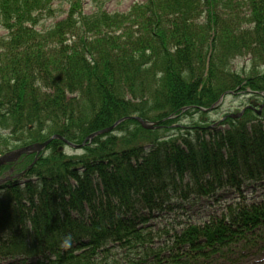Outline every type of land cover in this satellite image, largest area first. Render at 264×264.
Wrapping results in <instances>:
<instances>
[{
  "label": "trees",
  "instance_id": "trees-1",
  "mask_svg": "<svg viewBox=\"0 0 264 264\" xmlns=\"http://www.w3.org/2000/svg\"><path fill=\"white\" fill-rule=\"evenodd\" d=\"M100 1L0 0V154L54 134L81 143L128 116L169 125L223 94L264 93V0H146L123 13ZM57 2L65 17L40 28ZM249 114L217 136L196 125L166 140L126 119L81 155L55 140L35 162L0 166V176L13 168L0 185V264H184L246 239L264 227V200L156 234L152 219L182 216L215 186L241 194L243 180L264 179V124ZM156 236L166 250L152 248Z\"/></svg>",
  "mask_w": 264,
  "mask_h": 264
},
{
  "label": "rangeland",
  "instance_id": "rangeland-1",
  "mask_svg": "<svg viewBox=\"0 0 264 264\" xmlns=\"http://www.w3.org/2000/svg\"><path fill=\"white\" fill-rule=\"evenodd\" d=\"M144 1L146 0H101L99 4L103 7L104 10L108 12L123 13L128 11V9L134 3ZM92 4L94 5V3ZM55 7L57 8L55 17L42 22L39 26L40 28H48L52 24L61 20L65 17L66 11L69 9V5L67 2H57L55 4ZM84 10L86 13H89L92 11V6L90 4H85ZM3 33L4 31L0 29V34ZM211 38H214L213 33L211 35ZM247 62L248 60L245 58H238L233 61V67L240 71L247 65ZM249 93V91L244 89L243 91L241 90L239 92H233V94H226L223 98H221V96L218 102L210 106V108H202V112H195L194 114L184 115L183 117L177 118L175 123L169 125L167 124L164 128H159L161 129L163 138H165H161V140H166L169 137H172L171 135L178 134L179 131L177 130V127H182L183 130H186V128H190L196 125L198 131L206 132L207 135H212L211 137L220 135L221 133H224L228 128H231L229 121L232 120L235 123L239 119L246 120L244 118V115L247 111L250 110H252L255 116L257 115L258 117H255L254 115L251 116V114H249L247 118L251 116L252 119V122H250L249 125H252L254 122L256 123L259 120L264 124V95L263 93H254L256 95ZM188 109L194 108L193 106L186 107L184 111ZM149 124L155 125L154 123ZM135 127V125H129L128 130H131L130 133H133L135 131ZM149 129L155 130L157 128L151 127ZM114 132L115 131H110V133ZM94 139L95 138H93L91 141H89L88 139L86 141V144L91 145ZM55 140H57V138L52 139L49 142L48 147L54 144L56 142ZM74 145H79V143H76ZM12 147L13 146H11L10 149H12ZM59 149L60 151L65 152L68 155L83 154V149L71 147L69 145H66L65 142L63 144L61 143ZM45 154H49L48 150L44 149L40 153L36 154L35 161H37L40 155ZM213 190L216 191V195H214L213 198L200 199L195 204H184L185 211L182 216H177L174 212L171 215H164L165 217L161 219H152V232H154L155 234L160 232V229H165V226L167 224L177 222V219L186 221L185 219L188 220L189 218L195 224H201L206 220L216 217L221 219L224 213H226L227 215L229 205L236 206L239 203L238 201L242 200H244V202L246 203H251L252 201L264 197V181H262L261 183H244V185L242 186L241 194L233 191V189H228L229 191H225V189L221 186H218L217 188L215 186ZM173 226L176 227L175 225ZM205 232V230H200L197 234L199 236H203ZM160 236L161 238L164 237L162 235ZM168 242V238L158 240V237L156 236L154 237L153 242H151L150 244H152L151 246H153L152 248H154V250L164 251L167 249L166 246ZM255 242L256 245H253V242L250 241L247 243L240 242L238 244H235L230 250L227 249L228 244H225L226 246L219 244L218 247H215L217 249L210 248L207 252L200 254V256L195 254L191 255L184 262V264H264V238L255 239ZM171 244H174L173 240L171 241ZM251 252H253L254 255H251ZM165 256L167 257L168 254ZM175 264L182 263L178 262Z\"/></svg>",
  "mask_w": 264,
  "mask_h": 264
},
{
  "label": "water",
  "instance_id": "water-1",
  "mask_svg": "<svg viewBox=\"0 0 264 264\" xmlns=\"http://www.w3.org/2000/svg\"><path fill=\"white\" fill-rule=\"evenodd\" d=\"M125 119V118H124ZM124 119L122 120H119L118 122H116L114 125L108 127V128H105L103 130H99V131H96L92 134H90L86 140H92L94 137L98 136V135H101V134H104L106 132H109L111 130H113L121 121H123ZM137 120H139V122L145 127V128H151L153 127V124H149L147 122H145L144 120H142L141 118H136ZM54 138H60L62 140H64L62 137L58 136V135H55L53 136L52 138H50L49 140L45 141V142H42V143H36V144H33V145H29V146H25V147H22L20 149H17V150H14V151H11V152H8L2 156H0V163H6V162H9V161H14L16 160L17 158L20 157V155L24 154V153H40L42 150H44L47 145L49 144V142L54 139ZM68 145H71V146H74V147H79L80 145H74L70 142H68L67 140H64ZM84 144V143H83Z\"/></svg>",
  "mask_w": 264,
  "mask_h": 264
},
{
  "label": "bare ground",
  "instance_id": "bare-ground-1",
  "mask_svg": "<svg viewBox=\"0 0 264 264\" xmlns=\"http://www.w3.org/2000/svg\"><path fill=\"white\" fill-rule=\"evenodd\" d=\"M253 182V181H252Z\"/></svg>",
  "mask_w": 264,
  "mask_h": 264
}]
</instances>
